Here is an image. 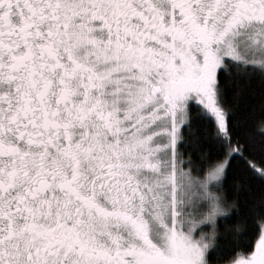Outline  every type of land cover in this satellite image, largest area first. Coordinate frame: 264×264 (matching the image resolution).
Wrapping results in <instances>:
<instances>
[{
    "label": "flooded vegetation",
    "instance_id": "obj_1",
    "mask_svg": "<svg viewBox=\"0 0 264 264\" xmlns=\"http://www.w3.org/2000/svg\"><path fill=\"white\" fill-rule=\"evenodd\" d=\"M219 3L0 0V264H130L126 239L97 229L108 209L124 236L154 246L137 219L105 204L156 170L134 167L139 155L126 146L154 111L125 113L104 74L112 64L123 71V60L124 73H138L193 26L192 41L209 49L200 77L170 80L160 61L148 68L145 108L169 113L176 95L208 83L217 43L258 22L217 39ZM247 6L264 10L262 0Z\"/></svg>",
    "mask_w": 264,
    "mask_h": 264
},
{
    "label": "rangeland",
    "instance_id": "obj_2",
    "mask_svg": "<svg viewBox=\"0 0 264 264\" xmlns=\"http://www.w3.org/2000/svg\"><path fill=\"white\" fill-rule=\"evenodd\" d=\"M249 2L220 0L218 11L226 14V18L223 20L222 37L217 39L222 40L228 31L240 24L244 26L245 23L249 24L248 21L258 22L240 29V33L235 32L238 37H227L217 43L210 59L208 83L202 85L196 82L195 93L176 95L168 106L169 113L158 108H145L143 98L147 91L148 68L156 70L160 61L162 74L170 80L192 81L200 77L201 67L209 58V49L197 46L192 41L193 26L176 42H165L166 48H160L150 63L138 73H124L128 67L123 60V71L112 64L104 74L111 78L109 95L114 98L113 103L122 107L125 113L137 118L143 112L154 111L146 120L139 121L126 146L139 155L140 161H134V167L148 162L154 163L156 170L138 176L137 180L135 176L131 193L120 194L105 203L111 209L122 210L137 219L138 226L144 230V239H149L154 246L147 247L148 243L144 244L142 237L137 240L129 234L124 236L116 226L119 214L116 217L109 209L97 225V229L106 237H114L117 241L121 237L126 239L125 248L131 255L130 264H209L207 255L213 244L216 220L224 212L218 184L227 158L209 167L202 175H197L190 168L187 171L180 169L181 162L175 151L182 126L186 123L187 106L192 100L214 118L221 131L225 130L226 111L219 99L216 73L226 59L244 61L249 66L264 70V10L260 11L258 7L250 10L247 6ZM229 264H264V221L253 251L238 256Z\"/></svg>",
    "mask_w": 264,
    "mask_h": 264
},
{
    "label": "trees",
    "instance_id": "obj_3",
    "mask_svg": "<svg viewBox=\"0 0 264 264\" xmlns=\"http://www.w3.org/2000/svg\"><path fill=\"white\" fill-rule=\"evenodd\" d=\"M216 78L225 130L192 100L175 153L180 169L197 175L227 158L218 184L224 212L207 259L229 264L253 251L264 221V70L226 59Z\"/></svg>",
    "mask_w": 264,
    "mask_h": 264
}]
</instances>
